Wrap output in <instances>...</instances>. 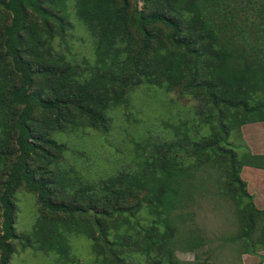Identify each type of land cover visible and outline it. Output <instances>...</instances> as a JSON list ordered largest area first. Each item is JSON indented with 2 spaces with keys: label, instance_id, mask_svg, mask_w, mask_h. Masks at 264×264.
I'll return each mask as SVG.
<instances>
[{
  "label": "trees",
  "instance_id": "16d2710c",
  "mask_svg": "<svg viewBox=\"0 0 264 264\" xmlns=\"http://www.w3.org/2000/svg\"><path fill=\"white\" fill-rule=\"evenodd\" d=\"M72 16L91 37L90 59L55 46ZM140 86L189 96L198 127L147 135L130 166L85 173L57 136L107 132ZM262 121L264 0H0V264L15 244L77 264L70 234L90 240L96 264H177L180 227L187 248L201 242L186 233L184 208L207 189L193 182L207 163L223 177L221 195L246 199L229 237L264 250V211L239 176L244 165L264 169V154L238 158L228 142L232 129ZM20 188L36 203L28 232L15 228Z\"/></svg>",
  "mask_w": 264,
  "mask_h": 264
},
{
  "label": "rangeland",
  "instance_id": "374dc122",
  "mask_svg": "<svg viewBox=\"0 0 264 264\" xmlns=\"http://www.w3.org/2000/svg\"><path fill=\"white\" fill-rule=\"evenodd\" d=\"M71 23L72 29L67 31L63 40L56 39L55 46L77 60L92 58L93 45L89 33L74 16ZM130 99L128 111L119 108L111 112L107 132L87 128L74 134L57 136L68 145L66 157L76 160L85 173L103 174L130 166L134 141L142 140L147 135H151L153 140L164 136L171 138L175 126L185 121L190 125V132L194 131L193 125L198 127L200 119L194 118L195 102L189 96H181L174 90L140 86L130 93ZM199 129L200 134L204 133L207 126ZM228 142L238 158L244 152L264 154V121L246 123L232 129ZM220 172L224 175V170ZM239 176L246 182L245 188L254 206L264 211V170L244 165ZM221 177L215 167L208 163L207 166L198 167L193 182L196 184V179H202L207 189H199L190 205L184 208L189 215L183 228L187 234L201 238V242L187 248L184 245L187 242L185 232L179 226L173 251L177 264H264L263 249L254 253L244 252L242 242L229 237L238 231L237 216L246 199L221 195ZM15 201V228L17 232H28L36 215L35 198L20 188L15 193ZM69 244L77 264H96L90 240L82 235L70 234ZM15 246L8 264H61L56 254L23 249L18 244ZM136 257L144 258L140 254Z\"/></svg>",
  "mask_w": 264,
  "mask_h": 264
},
{
  "label": "crops",
  "instance_id": "0c3cea01",
  "mask_svg": "<svg viewBox=\"0 0 264 264\" xmlns=\"http://www.w3.org/2000/svg\"><path fill=\"white\" fill-rule=\"evenodd\" d=\"M249 167H251V166H249ZM251 168H256V167H251ZM256 169H262V168H256ZM264 170V169H263Z\"/></svg>",
  "mask_w": 264,
  "mask_h": 264
}]
</instances>
